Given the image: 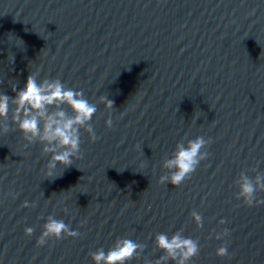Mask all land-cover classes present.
Wrapping results in <instances>:
<instances>
[{
	"label": "water",
	"instance_id": "95a60500",
	"mask_svg": "<svg viewBox=\"0 0 264 264\" xmlns=\"http://www.w3.org/2000/svg\"><path fill=\"white\" fill-rule=\"evenodd\" d=\"M37 71L114 108L97 105L99 139L81 130L82 158L55 179L42 144L0 135V264H93L118 238L146 245L128 264L155 262V235L179 230L199 241L189 264H264V205H243L234 183L264 173V0H0V93ZM198 136L208 158L181 185L158 183L176 144ZM49 215L81 235L38 247Z\"/></svg>",
	"mask_w": 264,
	"mask_h": 264
},
{
	"label": "clouds",
	"instance_id": "9594fccd",
	"mask_svg": "<svg viewBox=\"0 0 264 264\" xmlns=\"http://www.w3.org/2000/svg\"><path fill=\"white\" fill-rule=\"evenodd\" d=\"M13 59L12 56L11 60ZM39 75V71L30 72L25 86L19 91L13 86L14 96L0 93V135L18 130L26 141L25 147L42 144L41 154L50 156L44 165L45 177L55 179L62 174L61 172L57 175L58 165L64 170L72 166L74 160L82 158L81 130L88 134L90 142L94 143L99 139L91 123L97 112V105L103 104L106 110L111 111L114 108V101L108 96L101 95L96 103H90L83 90L67 87L59 78H45L39 81ZM65 105L71 110V114L64 109ZM10 106L11 123L16 125L15 129L9 124ZM105 125L108 129L113 127L111 116L105 121ZM185 139L186 143L183 140L177 143L171 158L163 161L162 167L167 171L159 177L158 183L161 185L165 183L172 186L181 185L197 170L201 161L208 158L209 153L205 149L211 143L210 139L203 136ZM252 171L256 173L254 177L248 176L245 170L234 181L238 188L236 199L248 207L264 205V198L257 197V193H264V173L258 172L256 168ZM36 206L35 202L24 201L22 204L24 208ZM190 215L196 227L202 228L203 216L197 211H192ZM226 222L225 219H221L219 224L223 225ZM33 232L32 227L24 229L25 236L30 237ZM80 235L79 231L72 230L63 220L49 215L42 226L36 245L41 247L52 239L59 241L69 237L77 238ZM229 235V230L224 228L215 238L221 240ZM155 246L163 255L155 262L145 259L144 264H168V261H173L174 264H189V261L200 252L199 241L185 237L183 230L176 231L171 236L167 233L156 234ZM228 247V242L225 241L216 249V255L221 258L227 257ZM145 248V244L132 239L118 238L109 250L99 248L90 252L89 256L93 264H128L134 258H140Z\"/></svg>",
	"mask_w": 264,
	"mask_h": 264
}]
</instances>
